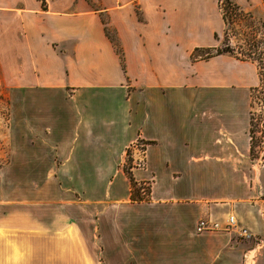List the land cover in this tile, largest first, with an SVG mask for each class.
Wrapping results in <instances>:
<instances>
[{
    "label": "crops",
    "instance_id": "0c3cea01",
    "mask_svg": "<svg viewBox=\"0 0 264 264\" xmlns=\"http://www.w3.org/2000/svg\"><path fill=\"white\" fill-rule=\"evenodd\" d=\"M188 1L205 0H114L101 9H72L73 0H23L11 14L8 1L2 0L0 80L20 89V98L33 100L24 109L22 122L30 110L33 123L39 125L32 145L42 149L29 162L34 167H25L33 170L27 171L53 179L121 178L125 149L141 138L150 143L141 156L144 167L131 168L134 179L169 180L157 201L167 207L193 204L198 216L223 224V213L232 212L225 201L228 197L213 191L214 196L203 198L205 187L195 180L218 169L232 172L225 158L208 159L200 152L201 147L231 142L232 129L218 123L216 115L221 113L211 114L197 105L196 88L200 82L207 87L204 98L208 99L211 85L230 86L238 73L226 54L191 58L194 49L206 43L193 39V27L186 29L184 4ZM9 16L16 20L12 29ZM106 25L113 30L122 60L106 34ZM99 105L105 107L104 114ZM197 108L200 118L194 114ZM155 188L152 185V197ZM186 190L196 197L186 195ZM241 208L235 209L241 225L256 230L252 211L244 217ZM21 223L32 233L18 238V244L41 240L39 221ZM194 223V214L189 222L176 220L178 247L182 244L185 249L189 243L182 227L190 231ZM11 226L15 224H4L5 231ZM127 237L120 230L114 240V251L124 253L121 258L127 257L125 253L134 256ZM219 238L221 245L203 250L230 248L229 234L221 232Z\"/></svg>",
    "mask_w": 264,
    "mask_h": 264
},
{
    "label": "rangeland",
    "instance_id": "374dc122",
    "mask_svg": "<svg viewBox=\"0 0 264 264\" xmlns=\"http://www.w3.org/2000/svg\"><path fill=\"white\" fill-rule=\"evenodd\" d=\"M6 1L11 14L22 5L23 0ZM73 2L72 9L80 6L101 9L113 4L114 0ZM233 2L242 12L238 13L240 16L249 12L258 25L262 24L260 29L264 28V0ZM1 5L2 0L0 10ZM184 6L186 29L193 27V39L206 43L200 46V50L192 52V59H207L227 38L230 46L236 43L237 46L242 45L244 23L237 19L238 25H232L225 33L219 0L198 3L188 1ZM101 19L107 22L106 15H102ZM8 23L10 29L14 28L15 18L9 16ZM105 29L108 36L115 40L111 27L106 25ZM226 55L234 60V73H238V77H233L230 86L211 85L208 99L204 98L207 87L200 82L196 88L200 94L199 99L196 98L199 102L196 103L210 109L211 114L221 113L216 115L218 123L232 129L231 142L226 140L224 146L217 142V145L200 148L201 154L208 159L211 156L225 158L227 168L229 165L232 172L222 173L218 169L217 172L209 173L208 177L195 181L205 187L202 194L205 199L214 196L213 191L225 193L222 197H228L225 201L232 212L227 209L223 213V224L218 222L217 230L198 232L195 226L197 223L193 224L190 231H187L189 227L183 226L189 241L185 249L182 244L181 247L177 245L176 220L189 222L193 214L195 222L200 219L216 220L205 218V215L198 216L192 210L193 204L185 208L181 205L167 207L157 201L164 196L165 190L161 189L169 180H135L131 175L136 184L142 187L140 194L143 198L134 201L127 197L130 182L126 170L131 174V168L144 167L141 156L149 141L140 138L125 149L122 163L124 177L121 178L96 180L37 177L38 173L27 171L32 168L25 167H34L29 162L38 158L42 149L32 145L38 137L35 128L39 125L33 123L30 110L27 121L22 122L24 109L31 107L33 100L20 98V89L3 85L0 80V264H223L224 260L227 264H264V159H250L247 133L249 92L257 83V74L251 62ZM54 101L56 106L60 105L58 100ZM104 108L99 105L97 109L104 114ZM199 112L197 108L194 114L200 118ZM223 112L226 114L223 115ZM95 116L101 115L97 113ZM134 156H137L136 159ZM184 182L189 180L185 179ZM152 185H155L157 191L153 197ZM185 194L196 197L187 190ZM240 206L241 216L246 217L252 211L255 216L254 225H258L256 230L241 225L235 211ZM229 214L251 234L250 237L239 235L226 226L225 216ZM33 220L41 223V240L18 244V238L32 233L31 228L20 227L23 224L21 222ZM8 223L15 226L5 231L4 224ZM120 230L131 238L129 247L134 250L133 257L125 253L127 257L121 258L124 253L114 251V240ZM221 232L229 234L230 248L204 251L203 247L221 245Z\"/></svg>",
    "mask_w": 264,
    "mask_h": 264
},
{
    "label": "trees",
    "instance_id": "16d2710c",
    "mask_svg": "<svg viewBox=\"0 0 264 264\" xmlns=\"http://www.w3.org/2000/svg\"><path fill=\"white\" fill-rule=\"evenodd\" d=\"M43 2V0H41ZM221 18L225 25V33L231 28L232 25H238L241 20L244 24L242 30V45L237 43L234 46L228 42L229 38L223 42V45L214 49V54L208 58L220 55L230 54L242 61H248L254 64L257 74L256 85L250 88L249 92V110H248V138L249 148L248 155L251 160L264 159V28L262 24L258 25L249 12L240 16L239 7L233 0H219ZM241 17V18H240ZM261 25V26H260ZM107 34V33H106ZM116 46V52L121 57V51L117 47V43L113 38L108 36ZM216 37V35H215ZM214 48V47H212ZM200 50L196 47L194 51ZM193 56V55H191ZM207 58V59H208ZM130 182L129 197L131 200H141L143 197L140 194L141 186L137 185L133 177L126 170Z\"/></svg>",
    "mask_w": 264,
    "mask_h": 264
},
{
    "label": "built area",
    "instance_id": "2783aa9c",
    "mask_svg": "<svg viewBox=\"0 0 264 264\" xmlns=\"http://www.w3.org/2000/svg\"><path fill=\"white\" fill-rule=\"evenodd\" d=\"M225 224L231 230L239 235H243L245 237H250L251 234L247 232V230L239 225L232 214L225 216ZM219 228V223L216 221H210L206 219H200L196 224V231L203 232V231H213Z\"/></svg>",
    "mask_w": 264,
    "mask_h": 264
}]
</instances>
